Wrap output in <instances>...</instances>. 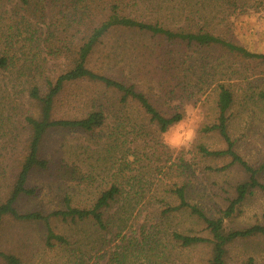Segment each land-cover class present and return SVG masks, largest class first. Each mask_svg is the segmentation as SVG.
Segmentation results:
<instances>
[{
  "label": "trees",
  "instance_id": "1",
  "mask_svg": "<svg viewBox=\"0 0 264 264\" xmlns=\"http://www.w3.org/2000/svg\"><path fill=\"white\" fill-rule=\"evenodd\" d=\"M125 0H0V76L6 85L0 84V97H6L3 91L8 86L15 92L22 94V101L13 105L23 129L28 137L24 140L23 155L14 161V169L0 171V189L4 197L0 199V230L6 219L15 222H41L46 230L47 246L57 243L70 244L69 234L55 231L56 221L76 224L92 220L99 230L108 228L105 213L114 203L123 199L122 171L131 170V166L147 154L146 147L151 142L144 138L150 135L148 128L153 126L159 132H166L171 126L184 118L181 105L175 104L168 109H162L157 100L175 98L181 91H185L187 80L180 82L181 87L164 85L160 81L155 87L147 86L141 89L131 78L125 76L124 69L113 64L116 54L113 45L107 46L108 37L112 33L122 31H136L156 37L167 44L175 46H218L247 59H264V52L253 51L225 37L201 28L200 22L192 23L188 18L195 17V9L201 1L191 5L189 0H139L141 5H152L151 10L164 14L171 8L181 14L187 13L185 18L190 24L172 25L159 18L147 21L134 17L126 12L123 5ZM126 2V1H125ZM148 55L154 56L152 47H142ZM139 54V53H138ZM172 51L165 52L161 58V69L173 73L180 78L183 74L196 75L195 91L188 94H202L206 90V83L210 79H201V75L215 71V66L209 65L202 56L180 54L177 58ZM159 55L157 56V58ZM63 61V66L51 65L53 60ZM107 59V62L105 63ZM179 59V60H178ZM211 61V60H210ZM212 62V61H211ZM107 64L113 68L116 75H110L102 70ZM241 73V72H240ZM239 73V74H240ZM79 83L80 91H67L69 85ZM20 86V90L16 87ZM216 92V120L201 127L203 133L216 132L225 142L224 148L211 149L203 143L197 147L203 157L229 158L230 161L221 166H204L206 170L224 171L232 167H239L248 177L238 182L235 196L230 199L227 207L220 211V215H210L200 203L208 195V188L197 174L200 163L183 161L167 167L173 178L172 184H165L162 180L155 183V190L167 185L166 192L173 201H168L163 213L170 215L183 212L202 222L208 230L209 236L184 232L173 229L171 236L183 247L200 244H210L212 256L209 264H226L228 246L237 240L262 236L264 238V223H255L242 228H227L226 219L233 217L240 204L246 198L260 190L264 193V161L259 165L249 163L237 150L236 139L230 131V109L234 95L230 87L223 81H218L213 87ZM67 94V95H66ZM259 95L264 98V89ZM164 96V97H163ZM182 96V92L181 95ZM88 109L87 111L70 112L65 110L64 103ZM72 108V109H73ZM20 109V110H19ZM12 122L11 118L5 119ZM110 120L111 130L106 131L98 140L104 156H111L117 161L122 158L125 165L120 168L114 164L118 176L107 187L101 188L100 193L92 203L77 206L72 203L69 195L65 196L60 209L44 212L41 210L22 211L18 201L22 197L35 196L36 188L30 186V178L35 170H46L50 166V159L43 151V145L48 134L53 130L76 131L94 134L104 130ZM71 151V160L65 164L67 175L79 174L78 180L85 181L92 175L84 171L82 166L88 165L90 153L94 151L90 144L79 145ZM106 151V152H105ZM106 154V155H105ZM133 159L130 160L129 157ZM67 165V166H66ZM70 165L71 168L68 166ZM77 166V169L75 166ZM121 165V164H119ZM73 166V167H72ZM153 170L152 165H146ZM64 169V171H65ZM76 170V171H75ZM149 170L145 171L148 172ZM157 170L160 171V169ZM78 171V173H77ZM143 171L131 175L127 183L146 184L152 186V181ZM175 178V179H174ZM132 179V180H130ZM155 179V178H153ZM130 181V182H129ZM157 192L153 196L158 197ZM152 194V193H151ZM101 245L100 247H103ZM0 260L5 264H25L22 258L13 252L0 248Z\"/></svg>",
  "mask_w": 264,
  "mask_h": 264
},
{
  "label": "rangeland",
  "instance_id": "2",
  "mask_svg": "<svg viewBox=\"0 0 264 264\" xmlns=\"http://www.w3.org/2000/svg\"><path fill=\"white\" fill-rule=\"evenodd\" d=\"M125 1L123 5L126 12L134 17L147 21L159 18L172 25L190 24L185 18L187 13L181 14L176 9L171 8L161 14L152 11L151 8H154L152 5H141L139 0ZM196 1L189 0L191 5ZM199 1L201 3L196 6L195 17L188 18L192 23L200 22L201 28H206L250 50L264 52V0ZM110 45L114 46L116 54L113 64L116 67L120 65L125 76L135 81L141 89H147L145 88L147 86L155 87L160 81L164 82V85L179 89L181 87L179 83L187 80L185 91H181L182 96H179L180 92L175 98L157 100L164 110L175 104L181 105L184 110V118L181 120L183 123L174 124L166 132H159L155 126L148 128L150 135L144 140L151 142V146L145 148L148 155H151L150 159L146 157L147 154L143 155L131 166V170L124 168L122 177L114 173L115 168L112 167L116 164V167L122 168L125 162L122 158L117 161L111 159V156H104V151L97 143L102 134L111 130L113 124L110 120L104 130H98L94 134L51 131L43 145V151H46L44 155L50 159V166L46 170H35L32 173L30 186L36 188V195L22 197L18 201L20 210L50 212L60 209L63 198L67 195L71 197L74 205H88L94 201L101 188L108 187L116 176L124 181L122 196L128 201L120 199L105 213L108 226L106 230H99L92 220L76 224L56 221L53 225L55 231L58 233L66 231L69 234L70 244L67 245L57 243L52 247L47 246L46 230L41 222L24 223L6 219L0 230V248L20 256L25 264H209L212 256L210 244L187 248L172 239L171 233L176 228L184 232L209 235L202 222L183 212H174L170 215L163 213L168 201L174 204V200L165 190L167 187L165 184H172L173 178L169 176L174 175L170 174L167 167L179 164L182 159L187 162L194 160L199 162L197 174L204 169L200 174V180L208 188L207 197L201 199L200 203L208 214L220 215V211L225 209L230 199L235 196V185L248 175L239 167L220 172L205 169L206 166L224 165L230 159L203 157L198 152L197 147L200 143L211 149L225 147L220 135L216 132L203 133L201 127L216 120V92L213 87L218 81H223L234 95L230 109V131L236 139L238 152L251 164L259 165L264 161V98L259 95L261 89H264V59H247L218 46L170 45L156 37L129 30L112 33L103 51L106 52L107 48L113 49ZM145 46L154 49V56L144 54L142 47ZM169 50L176 58L186 52L202 56L210 63L209 65H217L216 72L201 75L202 80L210 79L208 82L213 84L206 83V90L202 94H193L187 99L188 94L195 91L194 82L197 76L183 74L177 78L175 72L180 73L178 68L175 72L172 70V74L161 69L159 66L163 62L161 58ZM63 63L57 59L51 61V65L57 68L63 66ZM104 65L103 72L116 75L113 68ZM0 84L3 87L6 85L1 76ZM80 87L79 83H75L69 85L67 91L76 93L81 90ZM16 88L20 90L21 87ZM7 89L8 91H3L6 97H0V171L14 169L13 163L16 158L22 157L24 140L28 137L27 130L23 129L22 123L16 119L18 116L12 108L22 101V94L16 90L12 91L10 86ZM155 91H158V87H155ZM71 101L73 100L64 103L65 110L73 113L88 110L84 106H75L74 109ZM4 118H11L12 122H7L8 120ZM181 128H195L197 130L195 140L187 151L170 150L163 143L164 136L173 138ZM86 144H90L94 152L89 154L88 165L82 166V169L92 176L81 181L77 178L79 174L69 176L67 170L62 167L72 162L71 151L76 147L80 148L79 145ZM129 159L132 160L133 157L130 156ZM146 165H152L153 170L150 171ZM75 167L77 169V166ZM147 170L149 171L145 172ZM139 171L155 178H150L151 187L149 182L134 185L132 182L127 183L128 178ZM159 180L165 184L160 187L158 193L154 184ZM261 181L264 182V174ZM153 192H157L158 197L153 196ZM3 197V189H0V199ZM255 223H264V193L260 190L249 195L239 205L233 217L226 219L225 222L227 228H242ZM101 245L104 246L100 247ZM0 264L5 263L0 260ZM226 264H264V238L255 236L230 244Z\"/></svg>",
  "mask_w": 264,
  "mask_h": 264
},
{
  "label": "clouds",
  "instance_id": "3",
  "mask_svg": "<svg viewBox=\"0 0 264 264\" xmlns=\"http://www.w3.org/2000/svg\"><path fill=\"white\" fill-rule=\"evenodd\" d=\"M183 122H177V124H182ZM197 130L195 128L184 129L181 128L177 136L169 138L167 135L164 136L163 143L170 149L174 151H187L191 147L195 140Z\"/></svg>",
  "mask_w": 264,
  "mask_h": 264
}]
</instances>
